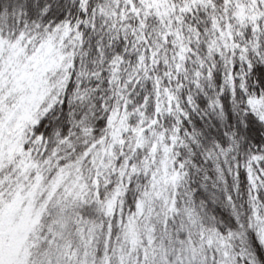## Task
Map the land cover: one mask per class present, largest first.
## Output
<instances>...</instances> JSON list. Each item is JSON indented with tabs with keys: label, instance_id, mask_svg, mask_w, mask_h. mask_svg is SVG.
<instances>
[{
	"label": "snow or ice",
	"instance_id": "1",
	"mask_svg": "<svg viewBox=\"0 0 264 264\" xmlns=\"http://www.w3.org/2000/svg\"><path fill=\"white\" fill-rule=\"evenodd\" d=\"M0 264H264V0H0Z\"/></svg>",
	"mask_w": 264,
	"mask_h": 264
}]
</instances>
